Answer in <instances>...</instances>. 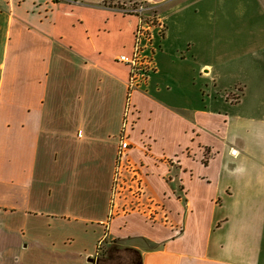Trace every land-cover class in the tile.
Segmentation results:
<instances>
[{
  "label": "crops",
  "instance_id": "crops-1",
  "mask_svg": "<svg viewBox=\"0 0 264 264\" xmlns=\"http://www.w3.org/2000/svg\"><path fill=\"white\" fill-rule=\"evenodd\" d=\"M122 1L165 22L129 95L127 152L162 223L110 210L128 92L117 59L137 25L114 10ZM215 1L0 0V264H95L104 239L132 237L153 247L128 246L140 264H264V32L241 12L250 3ZM198 79L195 104L185 85Z\"/></svg>",
  "mask_w": 264,
  "mask_h": 264
},
{
  "label": "rangeland",
  "instance_id": "rangeland-1",
  "mask_svg": "<svg viewBox=\"0 0 264 264\" xmlns=\"http://www.w3.org/2000/svg\"><path fill=\"white\" fill-rule=\"evenodd\" d=\"M209 3H215V0H206ZM231 0H226V2H230ZM121 2V1H120ZM118 2V4H120ZM127 2V1H122ZM129 2V1H128ZM139 3L138 1H136ZM236 2L244 3V4H251V8L247 11L242 10V13L248 14L245 17H253L255 19L256 26L252 28L253 34L255 36L258 34H262L264 32V0H237ZM260 4H259V3ZM257 3V5H256ZM112 4V3H110ZM118 4H115L118 5ZM185 8L184 11L188 15V20H194L197 22L199 20H206L207 15L200 11L195 13L193 8ZM114 10L116 11L115 7ZM117 12V11H116ZM157 12L160 13V9L157 8ZM212 12V10H211ZM119 13V12H118ZM160 16L162 17L161 13ZM184 19H187L186 16H181ZM163 19V17H162ZM132 20V19H131ZM121 22V19H119ZM126 22H121L118 25V22H115L114 26H118L115 30V34L109 36L110 39L114 41H119L122 39L123 33L125 31V26L128 25L129 21L124 20ZM135 21V20H132ZM164 22V19H163ZM126 23V24H125ZM165 25V22H164ZM115 28V27H114ZM165 31V30H164ZM120 33V34H119ZM159 49V48H158ZM160 57V56H159ZM203 81L198 79L196 84V88L192 86H186V94L188 98L194 101L195 104H200L201 93L199 90H203ZM220 92V90H217ZM228 91V89H227ZM133 91L128 90L127 97H126V104L124 107L123 117L120 126V132L117 136V148L115 154V164H114V173H113V180H112V193H111V203H110V210L115 213V216L127 217L129 215H139L141 216L147 223L155 224V223H162L168 221L166 219V214L158 209V205L155 199L149 194L148 191L145 190V185L143 182V176L140 174L136 165L131 163L127 160V152L132 149V144L130 141V134L134 128V124L136 121V117L134 116V112H131L129 103V95ZM230 107V106H228ZM226 108V107H225ZM122 143L126 144V148L120 152V147H122ZM178 160L176 157L171 158L168 160V164H170L171 174L168 176V181H171L173 178V173L175 174L178 171ZM178 187L176 181H171ZM139 246L143 249L152 250V245L145 242L144 239L141 237H132V238H110L104 239L100 242L96 255L94 256V262L97 263L98 256L105 254L107 247H115L118 251L115 256L123 263H125L127 259V255L125 254L124 249H129L128 246Z\"/></svg>",
  "mask_w": 264,
  "mask_h": 264
},
{
  "label": "built area",
  "instance_id": "built-area-1",
  "mask_svg": "<svg viewBox=\"0 0 264 264\" xmlns=\"http://www.w3.org/2000/svg\"><path fill=\"white\" fill-rule=\"evenodd\" d=\"M129 1L115 6L117 12L124 17H132L137 21L133 33V47L129 55H120L117 61L128 69V90L134 91L144 82L147 74L153 69L154 40L164 34L165 25L157 6L146 1ZM120 152L126 148L122 143Z\"/></svg>",
  "mask_w": 264,
  "mask_h": 264
},
{
  "label": "trees",
  "instance_id": "trees-1",
  "mask_svg": "<svg viewBox=\"0 0 264 264\" xmlns=\"http://www.w3.org/2000/svg\"><path fill=\"white\" fill-rule=\"evenodd\" d=\"M173 187H174V189L176 190V192L178 194V199H181L182 196L180 195V193H181L182 188L180 186L177 187L175 184L173 185ZM122 251H124L125 253H127L129 251L134 252L135 255H136V257H134V260H135L136 264H140L141 257H140V253L139 252H137L136 250H133L131 248L124 249ZM117 252H120V251H118L117 248L112 247V246L111 247H107V250H106L105 254L98 256V259H97V263L96 264H125V263L121 262L115 256V254Z\"/></svg>",
  "mask_w": 264,
  "mask_h": 264
}]
</instances>
